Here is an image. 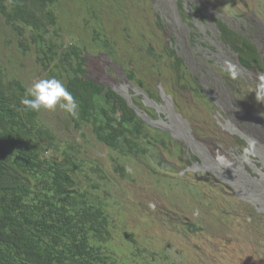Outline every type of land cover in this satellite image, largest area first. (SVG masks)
Wrapping results in <instances>:
<instances>
[{"label":"rangeland","instance_id":"rangeland-1","mask_svg":"<svg viewBox=\"0 0 264 264\" xmlns=\"http://www.w3.org/2000/svg\"><path fill=\"white\" fill-rule=\"evenodd\" d=\"M51 10L57 22L47 28L54 42L83 51L86 77L174 141L153 151L144 144L146 155L127 157L63 110H41L40 123L58 146L45 157L71 153L80 166L78 184L109 215L111 259L260 264L263 242L259 254L245 218L246 205L264 216V73L240 66L214 19L250 40L264 65V0H58ZM19 26L8 25L0 12V60L8 77L27 89L41 78L64 82L38 60L31 29L24 28L23 40ZM171 51L184 62L183 79ZM187 220L204 232L182 234Z\"/></svg>","mask_w":264,"mask_h":264},{"label":"trees","instance_id":"trees-1","mask_svg":"<svg viewBox=\"0 0 264 264\" xmlns=\"http://www.w3.org/2000/svg\"><path fill=\"white\" fill-rule=\"evenodd\" d=\"M57 1L0 0V12L8 25L23 26L17 27L23 40L24 28L31 29L38 60L52 75L65 79L78 102V116L72 117L77 127L90 125L97 141L127 157L146 155L147 143L152 151L157 144L174 143L169 133L148 129L124 98L86 77L83 51L54 42L56 35L47 26L56 25L51 6ZM214 23L240 66L264 73L256 46L222 20ZM20 44L25 48L23 41ZM171 57L183 79V60L174 51ZM27 90L22 81L8 77L0 60V264H117L105 247L113 236L109 215L97 197L78 184L80 166L71 153L63 151L59 160L45 157L46 150L58 149L56 138L40 123L41 111L21 104ZM238 144L247 148L242 140ZM246 208L245 220L259 254L263 242L260 264H264V216L252 206ZM180 226L185 236L204 232L188 220Z\"/></svg>","mask_w":264,"mask_h":264},{"label":"clouds","instance_id":"clouds-1","mask_svg":"<svg viewBox=\"0 0 264 264\" xmlns=\"http://www.w3.org/2000/svg\"><path fill=\"white\" fill-rule=\"evenodd\" d=\"M21 104L34 112L59 108L73 118L78 116V102L64 82L56 77L37 79L28 88ZM245 153H248L247 148Z\"/></svg>","mask_w":264,"mask_h":264}]
</instances>
